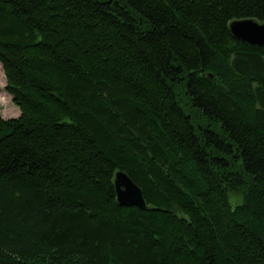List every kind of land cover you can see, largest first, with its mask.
<instances>
[{"label": "trees", "instance_id": "obj_1", "mask_svg": "<svg viewBox=\"0 0 264 264\" xmlns=\"http://www.w3.org/2000/svg\"><path fill=\"white\" fill-rule=\"evenodd\" d=\"M264 0H0V264H264ZM126 173L146 209L119 206Z\"/></svg>", "mask_w": 264, "mask_h": 264}, {"label": "water", "instance_id": "obj_2", "mask_svg": "<svg viewBox=\"0 0 264 264\" xmlns=\"http://www.w3.org/2000/svg\"><path fill=\"white\" fill-rule=\"evenodd\" d=\"M229 30L237 40L253 46H264V23L252 18L233 20L229 23ZM114 187L119 206L134 207L140 210L146 209L142 190L126 173L116 172Z\"/></svg>", "mask_w": 264, "mask_h": 264}, {"label": "rangeland", "instance_id": "obj_3", "mask_svg": "<svg viewBox=\"0 0 264 264\" xmlns=\"http://www.w3.org/2000/svg\"><path fill=\"white\" fill-rule=\"evenodd\" d=\"M5 77L0 68V114L3 119L16 118L19 109L12 103L11 96L5 91Z\"/></svg>", "mask_w": 264, "mask_h": 264}, {"label": "bare ground", "instance_id": "obj_4", "mask_svg": "<svg viewBox=\"0 0 264 264\" xmlns=\"http://www.w3.org/2000/svg\"><path fill=\"white\" fill-rule=\"evenodd\" d=\"M1 68V67H0Z\"/></svg>", "mask_w": 264, "mask_h": 264}]
</instances>
